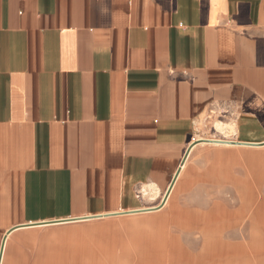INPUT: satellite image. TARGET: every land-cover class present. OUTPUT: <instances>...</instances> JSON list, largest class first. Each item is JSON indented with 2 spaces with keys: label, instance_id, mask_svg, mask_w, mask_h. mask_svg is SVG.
Returning a JSON list of instances; mask_svg holds the SVG:
<instances>
[{
  "label": "crops",
  "instance_id": "0c3cea01",
  "mask_svg": "<svg viewBox=\"0 0 264 264\" xmlns=\"http://www.w3.org/2000/svg\"><path fill=\"white\" fill-rule=\"evenodd\" d=\"M263 150L264 0H0V264L143 215L145 264H202L248 238Z\"/></svg>",
  "mask_w": 264,
  "mask_h": 264
},
{
  "label": "rangeland",
  "instance_id": "374dc122",
  "mask_svg": "<svg viewBox=\"0 0 264 264\" xmlns=\"http://www.w3.org/2000/svg\"><path fill=\"white\" fill-rule=\"evenodd\" d=\"M233 172L235 176H246L241 165H235ZM204 175L202 170L195 172V176ZM143 219L146 220L144 215L113 218L110 221L90 222L82 227H74L73 231L78 232L75 233L76 235L72 239L73 245L68 247L60 245L59 253L71 252L73 264H145L147 249H150L153 245L155 249L152 248L150 254H160L162 252L159 249L162 245H157L155 241H152V236L154 238L159 230L156 227L147 230V224L144 223ZM158 219L160 218H157L156 221ZM131 220L140 222L137 223V226H134L133 223H130ZM120 221L127 222L122 224ZM147 238L152 242L149 247L145 244ZM164 257L166 256L164 255ZM161 258H163L162 254L159 255V260ZM164 263L168 264L166 260Z\"/></svg>",
  "mask_w": 264,
  "mask_h": 264
},
{
  "label": "bare ground",
  "instance_id": "6f19581e",
  "mask_svg": "<svg viewBox=\"0 0 264 264\" xmlns=\"http://www.w3.org/2000/svg\"><path fill=\"white\" fill-rule=\"evenodd\" d=\"M241 208L234 214L236 226L244 221L249 226L248 238L233 241V249L223 244H205L206 254L203 255L202 264H246L249 258H260L263 251L264 227V197L260 193L249 192L241 196ZM233 216V215H232ZM183 264H189L191 259H182L180 251H176Z\"/></svg>",
  "mask_w": 264,
  "mask_h": 264
},
{
  "label": "water",
  "instance_id": "95a60500",
  "mask_svg": "<svg viewBox=\"0 0 264 264\" xmlns=\"http://www.w3.org/2000/svg\"><path fill=\"white\" fill-rule=\"evenodd\" d=\"M176 177H177V176H174L173 181H172V184H173L174 180L176 179ZM170 189H171V187L166 191L165 196H164V198H163V200H162V203H164L165 199L167 198Z\"/></svg>",
  "mask_w": 264,
  "mask_h": 264
}]
</instances>
